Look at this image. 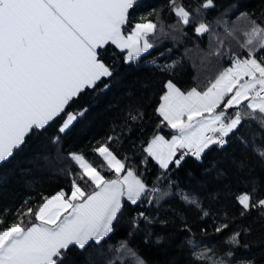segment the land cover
<instances>
[{"label":"trees","instance_id":"16d2710c","mask_svg":"<svg viewBox=\"0 0 264 264\" xmlns=\"http://www.w3.org/2000/svg\"><path fill=\"white\" fill-rule=\"evenodd\" d=\"M137 22L154 24L151 47L134 60L111 43L99 47L107 75L32 127L0 162V233L33 224L36 208L58 191L95 190L76 153L103 178L118 177L97 152L105 146L145 191L136 203L122 197L104 238L69 244L51 264H264L262 113L220 105L225 120L241 115L224 143L196 157H181L183 148L167 168L145 149L155 134L172 133L158 112L168 80L206 89L237 56L264 66V0H135L122 31ZM69 113L75 119L61 130Z\"/></svg>","mask_w":264,"mask_h":264},{"label":"crops","instance_id":"0c3cea01","mask_svg":"<svg viewBox=\"0 0 264 264\" xmlns=\"http://www.w3.org/2000/svg\"><path fill=\"white\" fill-rule=\"evenodd\" d=\"M134 1L0 0V162L32 127L44 126L82 88L107 75L96 57L99 47L111 43L124 50L128 60L151 47L152 22H137L128 33L122 31ZM263 84L264 79L256 87ZM74 119L73 113L67 114L60 129ZM145 149L167 168L183 147L175 155L163 154L150 141ZM97 152L118 177L105 179L87 166L96 176L93 181L88 175L95 190L85 197L75 185L68 193L58 191L36 208L33 224L1 232L0 264H51L54 254L69 244L104 238L122 197L131 203L139 200L145 191L142 181L124 170L105 146Z\"/></svg>","mask_w":264,"mask_h":264},{"label":"rangeland","instance_id":"374dc122","mask_svg":"<svg viewBox=\"0 0 264 264\" xmlns=\"http://www.w3.org/2000/svg\"><path fill=\"white\" fill-rule=\"evenodd\" d=\"M263 79L264 67L254 57L237 56L228 67L215 76L206 89L192 87L184 90L168 80L158 112L172 133L168 136L163 133L155 134L151 144L163 154L175 155L179 148L192 146L198 149V153H202L214 142L213 139L205 138L206 131L220 125L223 126L221 133L226 135L241 119V115L236 114L225 120L224 109L240 107L246 103L244 110H257L264 115V98L251 95L257 88V83ZM220 105H223L224 109L219 110ZM73 157L82 171L93 181H97L96 176L86 168L89 166L92 170L90 163L79 153ZM164 166L167 167L165 164Z\"/></svg>","mask_w":264,"mask_h":264},{"label":"built area","instance_id":"2783aa9c","mask_svg":"<svg viewBox=\"0 0 264 264\" xmlns=\"http://www.w3.org/2000/svg\"><path fill=\"white\" fill-rule=\"evenodd\" d=\"M251 95L253 97H264V84L257 87L255 90L252 91ZM223 129V126H216L211 130L206 131L205 133V138L207 140L213 139L214 143H217L219 145H222L224 143V135L221 133ZM180 156L181 157H186V156H197V149L196 148H189V149H183L180 151ZM156 192V190H153V192L148 195L147 201L146 202H138L139 206H146V204L149 202L151 199V195Z\"/></svg>","mask_w":264,"mask_h":264}]
</instances>
